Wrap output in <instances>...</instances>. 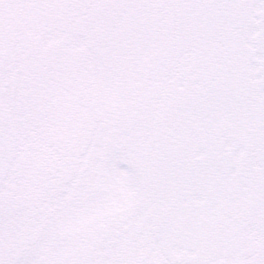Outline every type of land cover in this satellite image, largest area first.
Returning a JSON list of instances; mask_svg holds the SVG:
<instances>
[{"label":"snow or ice","instance_id":"1","mask_svg":"<svg viewBox=\"0 0 264 264\" xmlns=\"http://www.w3.org/2000/svg\"><path fill=\"white\" fill-rule=\"evenodd\" d=\"M0 264H264V0H0Z\"/></svg>","mask_w":264,"mask_h":264}]
</instances>
